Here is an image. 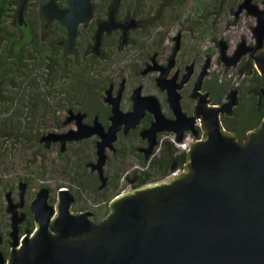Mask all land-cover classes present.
<instances>
[{"label": "flooded vegetation", "instance_id": "1", "mask_svg": "<svg viewBox=\"0 0 264 264\" xmlns=\"http://www.w3.org/2000/svg\"><path fill=\"white\" fill-rule=\"evenodd\" d=\"M45 1L37 8V31L27 25L25 10L21 24L12 17L16 39L37 42V51L28 53L22 45L15 51L28 56L23 64L27 73L30 61L39 69L38 113L43 128L33 139L38 156L58 161L65 170L72 162L69 173L76 187L86 189L81 178H91L88 188L102 198L117 190L120 179L131 188L142 184L137 183L146 174L154 177L165 171V177L179 171L181 154L184 160L189 144L200 137L209 113L206 106L221 107L231 89L235 102L217 112L220 124L241 141L260 120L264 75L256 71L253 55L264 48V18L258 25L255 11L235 12L240 0H130V5L120 0L114 20L123 26L101 30L97 44L96 27L106 19L110 0H90L91 16L77 24L70 48L61 43L65 29L57 20L43 22L39 6ZM54 2L59 8L67 6L65 0ZM251 2L262 6V0ZM11 51L12 65L20 58ZM134 104L143 109H133ZM180 141L187 143L186 149L177 146ZM97 161L100 172L93 166ZM119 163L129 165L123 175ZM21 181L25 191L27 180ZM41 186L45 185L36 190ZM62 187H56L55 197ZM63 188L72 201L78 196L75 189ZM9 191L16 202L17 194L14 199ZM55 197L50 201L47 194V202L53 205ZM30 199L25 203L23 192L22 206L17 208L23 213L17 224L19 238L33 228ZM95 216L93 211L98 219ZM9 230L8 215L0 224V243L7 248L6 255L0 250L4 258Z\"/></svg>", "mask_w": 264, "mask_h": 264}, {"label": "water", "instance_id": "2", "mask_svg": "<svg viewBox=\"0 0 264 264\" xmlns=\"http://www.w3.org/2000/svg\"><path fill=\"white\" fill-rule=\"evenodd\" d=\"M119 1L110 0L106 19L97 24L95 44L101 30L123 26L114 20ZM26 2L15 0L17 24L23 22ZM65 2L59 8L46 0L39 14L44 23L57 20L65 29L61 43L70 48L77 24L91 16V3ZM242 8L255 11L263 25L264 0L261 8L240 0L235 12ZM253 64L264 75V48L253 55ZM227 98L221 107L206 106L200 137L187 147L179 171L114 194L98 219L89 209L72 210V195L63 187L49 204L48 189L41 186L29 202L33 228L19 238L23 213L17 208L25 187L19 180L16 202L9 190L3 194L10 239L6 258L0 252V264H264V112L237 141L217 118L223 106L234 104V89ZM100 163L93 165L99 172Z\"/></svg>", "mask_w": 264, "mask_h": 264}, {"label": "rangeland", "instance_id": "3", "mask_svg": "<svg viewBox=\"0 0 264 264\" xmlns=\"http://www.w3.org/2000/svg\"><path fill=\"white\" fill-rule=\"evenodd\" d=\"M41 0H28L25 6L27 20L30 27L37 31L38 13L37 8ZM130 5V0H127ZM123 12V7H120ZM14 13V11H13ZM120 15V13L118 12ZM16 48V47H13ZM3 61V60H1ZM4 61L2 62V64ZM28 69L22 71L20 78L11 80V85H0V224L7 219L9 215L5 211L4 192L12 190V197L16 198V182L21 179L27 180L24 191L25 203L33 196L34 191L39 185L48 186V199L51 201L55 197V189L59 185L68 186L75 189L78 196L71 203L72 209H89L99 218L104 209L105 202L116 192L128 189V185L120 179V185L117 190H109L104 193L102 198H97V193H93L88 188L91 178L83 177L82 182L86 189L76 187L69 170L72 162L64 169L58 161L46 160L39 157V152L35 149L33 139L37 137L43 126L40 125L38 106L40 104V82L39 69L34 61H30ZM5 66L0 67V73L4 71ZM5 95H10L11 100H6ZM250 122V121H249ZM111 169L113 163L108 164ZM119 168L123 166L120 175L125 174L128 163H119ZM95 198V199H93ZM0 250H4L6 255L7 248L0 243Z\"/></svg>", "mask_w": 264, "mask_h": 264}, {"label": "trees", "instance_id": "4", "mask_svg": "<svg viewBox=\"0 0 264 264\" xmlns=\"http://www.w3.org/2000/svg\"><path fill=\"white\" fill-rule=\"evenodd\" d=\"M14 6H15V0H0V67L4 65L6 68L4 69L2 73H0V85L1 84L11 85L12 79L20 78L22 75V71L25 68V66H23L25 62L24 59L25 58L27 59L28 56L27 55L20 56L19 54L20 52L15 51L19 45H22L27 52L29 51L28 53L37 51L36 41H32L28 39L27 37H25L24 39L22 37L20 39L19 38L16 39L15 31L16 32L18 31L13 28L14 24L11 22V19L13 17ZM27 21H28L27 25L30 26V23H29L30 21L29 20ZM18 36L20 37L19 33H18ZM13 47H16V48H13ZM10 50H12L11 52L16 54V56L20 58L18 63L12 64V65L10 64L8 60V56L10 55ZM29 58L31 60L34 59V58H31V56H29ZM1 60L4 61L3 64H2L3 61ZM14 60L15 59L13 58L12 61ZM5 99L7 101L11 100V96L5 95ZM261 115L262 114H259L258 116L260 117ZM182 160H183V156L181 154L180 159L178 161L179 166H181ZM150 166H154L153 161L150 162ZM164 172H161L159 173V175L154 176V177H150L148 176V174L141 176V180H139V183L137 184L163 178L164 177L163 175L165 174ZM106 211H107V208L105 207L104 213Z\"/></svg>", "mask_w": 264, "mask_h": 264}, {"label": "built area", "instance_id": "5", "mask_svg": "<svg viewBox=\"0 0 264 264\" xmlns=\"http://www.w3.org/2000/svg\"><path fill=\"white\" fill-rule=\"evenodd\" d=\"M187 143L185 141H180L179 143H177V146L180 148V149H186V145ZM177 171H173L171 174H174L176 173Z\"/></svg>", "mask_w": 264, "mask_h": 264}]
</instances>
